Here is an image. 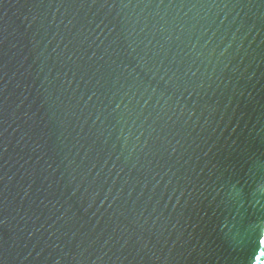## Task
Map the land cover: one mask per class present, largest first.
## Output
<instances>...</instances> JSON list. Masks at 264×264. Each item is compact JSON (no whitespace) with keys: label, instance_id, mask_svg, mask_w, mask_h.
Instances as JSON below:
<instances>
[{"label":"water","instance_id":"95a60500","mask_svg":"<svg viewBox=\"0 0 264 264\" xmlns=\"http://www.w3.org/2000/svg\"><path fill=\"white\" fill-rule=\"evenodd\" d=\"M0 264H264V0H0Z\"/></svg>","mask_w":264,"mask_h":264}]
</instances>
